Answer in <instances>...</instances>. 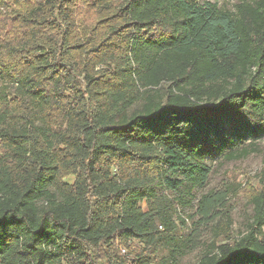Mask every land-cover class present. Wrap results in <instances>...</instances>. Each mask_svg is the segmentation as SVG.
<instances>
[{
  "label": "trees",
  "instance_id": "1",
  "mask_svg": "<svg viewBox=\"0 0 264 264\" xmlns=\"http://www.w3.org/2000/svg\"><path fill=\"white\" fill-rule=\"evenodd\" d=\"M263 137L264 0H0V264H152L163 245L178 264L185 219L157 186L203 188L213 152ZM258 186L239 239L226 193L201 196L199 264H264Z\"/></svg>",
  "mask_w": 264,
  "mask_h": 264
},
{
  "label": "rangeland",
  "instance_id": "2",
  "mask_svg": "<svg viewBox=\"0 0 264 264\" xmlns=\"http://www.w3.org/2000/svg\"><path fill=\"white\" fill-rule=\"evenodd\" d=\"M239 0H200L201 4H216L223 10L234 11ZM142 101L138 100L125 112L117 117L118 121L128 118L136 109H139ZM241 149L248 148L250 154L247 157L230 160L226 155L231 152L227 149L224 153L213 152L204 165L209 171L208 180L203 188H192L188 183L181 187L178 192H173L166 188L157 186L159 195L167 196L172 200H179L178 212L175 219H185V224L181 225L176 233L179 239V255L176 257L178 264H199L203 255L212 247L214 223H203L197 214L198 203L202 195L212 191H224L227 195L226 208L220 212L227 211L232 219V237L239 239L245 235L253 221V206L249 202V194L257 190L258 185L264 183V137L259 141L251 143L246 139L239 146ZM168 176L171 173L168 172ZM175 179H183L184 175L176 173L172 176ZM68 182H73V178ZM190 202L186 206L182 202ZM43 201L38 205L42 206ZM146 207V205H144ZM264 230V229H263ZM131 247H144L138 241H130ZM118 249L122 254L128 256V250L123 245L118 244ZM160 246L151 248L150 254L153 257L152 264H160L162 259H169L171 248Z\"/></svg>",
  "mask_w": 264,
  "mask_h": 264
}]
</instances>
